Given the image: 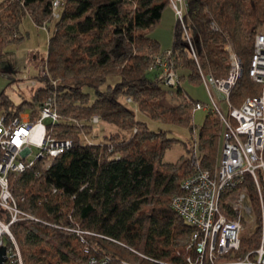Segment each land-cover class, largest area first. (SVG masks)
Returning a JSON list of instances; mask_svg holds the SVG:
<instances>
[{"label":"trees","instance_id":"16d2710c","mask_svg":"<svg viewBox=\"0 0 264 264\" xmlns=\"http://www.w3.org/2000/svg\"><path fill=\"white\" fill-rule=\"evenodd\" d=\"M52 1L0 0V55L7 45L24 37L19 28L25 16L38 27L46 21L50 32L46 63L50 76L57 80L54 91L62 115L46 126L58 138L71 139V145L49 167L43 169L36 161L9 175L12 192L23 196L17 204L47 222L67 223L71 212L82 228L160 261L180 260L185 254L181 240L189 228L170 206V198L193 166L183 159L172 172V160L162 156L174 143H181L189 149L197 147L200 164H213L221 146V122L207 110L197 135L187 142L167 129L150 128L146 118L194 132L193 106L199 100L180 82L186 76L201 83L200 72L224 76L228 70L226 36L242 63L229 101L239 105L246 95L257 94L260 84L250 79L247 68L264 0H185L182 21L175 19L168 46L176 59L180 81L176 86L161 83L158 69L151 67V55L161 47L150 32L163 10L171 6L170 0H62L58 19L51 17ZM48 88L36 86L29 98L19 102L2 89L0 112L11 116L29 108L34 115ZM93 114L111 127L98 139L91 132L95 123L89 122ZM82 131L91 132V144L83 140ZM247 186L256 224L250 236L242 237V250L258 245L260 222L253 185L247 181ZM9 229L24 264L83 262L82 245L64 229L29 218L12 221ZM86 242L93 253L134 260L124 245L111 240L87 236Z\"/></svg>","mask_w":264,"mask_h":264},{"label":"built area","instance_id":"2783aa9c","mask_svg":"<svg viewBox=\"0 0 264 264\" xmlns=\"http://www.w3.org/2000/svg\"><path fill=\"white\" fill-rule=\"evenodd\" d=\"M62 5V0L52 1L53 19L59 18ZM170 5L176 19L182 21L185 0H170ZM40 27L48 30L46 21ZM225 39L227 73L215 77L200 72L210 103L196 101L193 106L194 110L206 109L218 115L221 122L219 157L216 165L210 168L200 164L197 147H191L188 158L193 171L179 181L178 189L170 198V206L189 228L182 241L185 254L181 259L165 262L151 258L114 239L82 228L71 212L67 214V223L47 222L19 208L17 201L23 200V196L14 195L9 175L24 171L36 161L40 162L41 168H47L58 154L71 145V139L58 138L46 126L45 119L58 121L62 115L57 109L54 91L57 80L48 72L45 53L39 58L36 76L23 74V80H20L27 81L32 90L39 85L49 86L35 114L29 108V111L23 110L11 116L0 112V246H5L4 264H24L16 239L9 229V224L20 218L49 223L73 234L82 245L81 264H143L142 260L154 264H264V28L254 34L247 68L250 79L260 84V91L245 96L239 105L231 104L229 92L242 73V63L233 41L228 36ZM175 65V55L170 47L151 55V67L158 69L159 81L165 86H176L180 82ZM125 99L129 101L130 97ZM216 100L226 102L227 114L217 106ZM98 120L99 116L93 114L89 122L96 123ZM82 133L83 140L91 144L93 139ZM33 147L36 152L29 157ZM247 181L252 183L257 197L259 241L255 248L242 250L243 221L252 216ZM56 190L52 187V191ZM87 236L102 237L124 245L138 259H118L98 251L93 253L87 245Z\"/></svg>","mask_w":264,"mask_h":264},{"label":"rangeland","instance_id":"374dc122","mask_svg":"<svg viewBox=\"0 0 264 264\" xmlns=\"http://www.w3.org/2000/svg\"><path fill=\"white\" fill-rule=\"evenodd\" d=\"M176 17L174 15V10L168 6L161 14L160 21L158 24L151 30L150 36L152 38L158 39L161 49L167 48L171 44L172 33L174 27V21ZM264 28V15L256 22L255 28L253 31V41L254 34L257 30ZM20 31L23 33L24 37L17 42H12L7 45L4 49L2 55H0V90L4 89L15 101H20L22 98H29L32 93V89L28 86L27 81L21 82L22 75L26 74L27 77H35L37 72V65L39 58L46 53L47 40L49 36V31L45 30L42 27L36 26L30 17L25 16L20 24ZM179 70H181L179 68ZM248 72V71H247ZM12 78V82H8ZM23 80V79H22ZM21 84V87L19 86ZM182 85L188 91V93L193 97L198 99L203 103H210L206 88L201 83L192 82L188 80L186 76L182 80ZM20 88H19V87ZM247 96V95H246ZM217 106L227 114L228 106L224 100H216ZM24 110L29 111L28 108ZM213 112V111H212ZM207 113L206 109H196L193 111L192 124L194 132L188 129L185 126L165 123L160 121H151L146 118L148 126L154 130L158 128L167 129L170 135H174L181 140L191 142L193 136L197 135V131ZM215 118L220 119L217 114L213 112ZM141 115L138 114V117ZM142 117V116H141ZM48 120L45 119V122ZM221 126V124H219ZM111 129L110 125L106 124L103 121H99L92 126L91 132L94 135V139H98L101 135ZM91 132L88 136L91 137ZM221 134V128L218 130V135ZM93 139V138H92ZM200 142H198L199 144ZM221 143V136H220ZM221 147V146H220ZM219 148V153H220ZM36 152V148L33 147V152L29 157H33ZM189 148H186L181 143H174L170 148L166 149L162 159L172 160L173 165L170 168V171L176 170L179 162L183 159H186L189 162ZM219 153L217 159L219 157ZM216 161L213 164H208L205 161H202L203 165L213 168L216 165ZM180 178L178 179V181ZM256 222V214L252 212V216L246 217L243 221V229L241 236L243 238L251 235L254 231V226ZM32 225V224H31ZM33 232H37V229L34 226H31ZM42 235V234H40ZM185 237V236H184ZM242 238V239H243ZM184 240V239H183ZM181 240V242L183 241ZM258 241H259V232H258ZM133 254V253H132ZM135 255V254H133ZM134 260L138 259V256H134Z\"/></svg>","mask_w":264,"mask_h":264},{"label":"water","instance_id":"95a60500","mask_svg":"<svg viewBox=\"0 0 264 264\" xmlns=\"http://www.w3.org/2000/svg\"><path fill=\"white\" fill-rule=\"evenodd\" d=\"M5 246L4 245H1L0 246V264H4L5 262Z\"/></svg>","mask_w":264,"mask_h":264},{"label":"crops","instance_id":"0c3cea01","mask_svg":"<svg viewBox=\"0 0 264 264\" xmlns=\"http://www.w3.org/2000/svg\"><path fill=\"white\" fill-rule=\"evenodd\" d=\"M168 7V6H167ZM166 7V8H167ZM170 7V6H169ZM165 8V9H166ZM164 11V10H163ZM174 23H175V21H174ZM157 41H158V39H156ZM160 44V43H159ZM182 71H183V73H185V72H187V70L186 69H182ZM184 79V77L181 79V82H180V84H181V86L185 89V87L182 85V80ZM203 84V83H202ZM186 90V89H185ZM187 91V90H186ZM7 93V92H6ZM187 93H188V91H187ZM189 94V93H188ZM9 95V94H8ZM190 95V94H189ZM10 96V95H9ZM10 98L12 99V100H14L11 96H10ZM15 101V100H14ZM15 102H17V101H15ZM19 102V101H18Z\"/></svg>","mask_w":264,"mask_h":264}]
</instances>
